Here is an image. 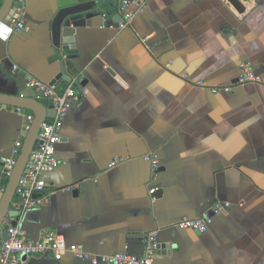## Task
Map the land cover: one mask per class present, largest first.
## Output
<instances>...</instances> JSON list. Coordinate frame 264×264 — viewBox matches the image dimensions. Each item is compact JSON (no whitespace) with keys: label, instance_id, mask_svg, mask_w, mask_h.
<instances>
[{"label":"crops","instance_id":"obj_1","mask_svg":"<svg viewBox=\"0 0 264 264\" xmlns=\"http://www.w3.org/2000/svg\"><path fill=\"white\" fill-rule=\"evenodd\" d=\"M94 1L62 29L60 47L58 0H25L26 28L0 40L1 93L37 97L27 73L60 90L78 81L61 163L43 174L46 200L18 221L26 239L53 231L93 254L143 255L155 231V264H264V0H243L244 13L227 0H138L127 27L122 0ZM245 62L260 82L238 83ZM24 122L0 104V200ZM148 154L159 159L155 180ZM114 157L125 160L111 167ZM204 210L208 231L178 227ZM26 264L91 263L68 252Z\"/></svg>","mask_w":264,"mask_h":264},{"label":"built area","instance_id":"obj_2","mask_svg":"<svg viewBox=\"0 0 264 264\" xmlns=\"http://www.w3.org/2000/svg\"><path fill=\"white\" fill-rule=\"evenodd\" d=\"M138 0H122L119 5V11L123 15L124 20L121 26L127 27L136 15V11L131 9L133 4H137ZM145 0H139L143 3ZM13 14L6 19L0 21V40L8 42L10 38L18 32L26 28L25 0H16L13 7ZM242 73L238 78V83L260 82L262 79L255 74L250 63L245 62L241 65ZM27 86L37 92V98L46 101L47 108L53 110L52 115H48L42 124L35 147L30 154L27 163V170L21 176L18 187L16 189L13 208L18 211V220L32 209L41 207L45 200V192L47 183L43 179L45 172L53 171L60 163L61 159L56 156V145L61 140V131L64 120L68 114L69 108L74 100L79 99L78 81L71 80L63 90L58 89L57 85L43 82L31 73L26 76ZM203 85V81H199ZM224 89L229 91L230 86ZM214 92L218 87L212 88ZM18 113L24 116L25 122L23 129L25 133L31 127L34 120V113L23 107H16ZM23 139L18 140L13 149V155L6 160L3 171V178L8 182L12 174L16 160L23 146ZM145 159L152 165L153 178H156L157 169L159 167V159L155 154H148ZM125 158L114 157L110 163L113 167L122 163ZM157 186L153 185L149 189L150 195H153ZM228 204V203H227ZM216 208H222L221 204H216ZM213 223V216L208 210H204L200 217L191 218L183 217L177 223L182 229H193L200 232H206ZM145 254L139 255L128 251H121L112 254H93L85 251L77 244H68L62 234L49 231L38 240H28L24 235L21 227L10 226L8 229V238L0 243V264H26L27 258L32 256H40L51 254L54 259L61 260L63 255L71 253L74 257L89 261L91 264H155L157 236L156 232L144 235Z\"/></svg>","mask_w":264,"mask_h":264},{"label":"water","instance_id":"obj_3","mask_svg":"<svg viewBox=\"0 0 264 264\" xmlns=\"http://www.w3.org/2000/svg\"><path fill=\"white\" fill-rule=\"evenodd\" d=\"M227 1L238 11V13H244L247 10L246 3L243 0ZM15 2L16 0H4V3L0 8V21L13 14ZM58 3L60 9L52 19L51 28L53 32L54 44L57 47H60L62 29L64 27H70L73 21L83 18L86 12L96 7V1L92 0L83 2L80 0H58ZM69 57V60H63L60 63L62 69H64L65 65L69 66L72 59L77 58V55L72 53ZM0 104L29 109L35 116L30 129L25 135L21 152L16 160L12 174L8 179L0 200V243H2L8 238L9 227L16 226L18 224L17 220L11 221L10 219H7V215L10 217L19 216L18 211L12 208L16 189L21 176L27 170V163L29 161L30 154L35 147L39 130L48 116V109L46 104L35 96L12 95L1 92ZM156 252L157 251L155 250V253Z\"/></svg>","mask_w":264,"mask_h":264}]
</instances>
